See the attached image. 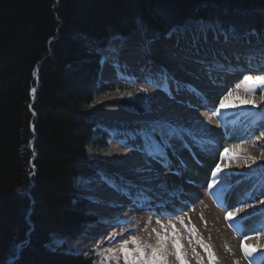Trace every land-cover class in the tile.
I'll return each instance as SVG.
<instances>
[{
  "label": "trees",
  "instance_id": "obj_1",
  "mask_svg": "<svg viewBox=\"0 0 264 264\" xmlns=\"http://www.w3.org/2000/svg\"><path fill=\"white\" fill-rule=\"evenodd\" d=\"M198 19L262 32L264 0H0V264L28 241L14 264H96L92 251L45 245L95 220L74 181L95 172L85 146L104 135L89 116L103 106L94 93L110 89L97 79L100 53L141 24L154 37Z\"/></svg>",
  "mask_w": 264,
  "mask_h": 264
},
{
  "label": "bare ground",
  "instance_id": "obj_2",
  "mask_svg": "<svg viewBox=\"0 0 264 264\" xmlns=\"http://www.w3.org/2000/svg\"><path fill=\"white\" fill-rule=\"evenodd\" d=\"M170 31L165 32L166 38L163 42L156 47L152 45L151 55L144 53L145 57L142 62L138 61L140 57L135 50L139 38L143 36L136 37L132 34L125 39L114 41L116 48L123 52L122 56L116 54L113 49L107 53L109 59H106V64L109 65V70L106 74L103 71L100 72L101 80L117 81L127 78L128 81L149 89V93L153 94L151 99L153 100V115L143 116L145 114L135 113L136 116H134L120 108H104L100 111L98 119L114 129L112 131L114 141L111 142V147H113L112 153L119 164L115 171L105 173L111 181L121 186H124L127 180L143 185L142 190L134 189L136 191L135 197L132 198L134 203L137 199L141 201L140 204L136 202V210L138 207L148 209L154 205L152 202L154 198H149L150 202L147 204L148 199L144 198L147 196L146 193L152 191L158 198L156 203L164 206L174 201L173 195L178 197H176L177 200L188 202V204H192L190 200L195 201V206L183 214V217L186 216L188 230L182 233L185 248L190 252L187 256L189 259L192 258L193 264H264V169L261 170L259 167L260 170L253 171L249 167H244L243 175L234 179L223 174L230 162H237L233 160L234 158L232 161L224 156L226 148L229 149L228 156H235L237 151L244 160L255 161L259 165L264 163V136H261V133H264V85L253 86L250 91L245 90L244 85L245 76H252L255 79L257 75H264L263 55L260 53H231L225 50V46L235 48L233 42L250 43L262 39L237 38L228 34H214L211 31L208 33V39L209 34L215 37L214 44L210 46L207 39L199 45L198 54L192 53L190 58H186V50L190 44L182 40L180 48H175L173 40L168 38ZM145 39H142L143 42ZM164 45L165 47H162ZM158 52H162L161 57H157ZM164 52L165 55H163ZM155 58L158 60L155 61ZM196 59L210 61L212 66L209 67L208 63H195ZM162 68L173 74L175 80L171 83L163 80L157 74ZM209 77L220 78L219 86L213 82L203 86ZM176 80L181 82L183 89L179 93H175ZM157 84L160 87L154 86ZM170 87L173 90L171 93L169 92ZM258 88L262 89L259 94H257ZM196 90L199 92L193 95L192 93ZM200 93L207 97L204 101L207 106L201 103L204 96H200ZM228 93H231V96H228ZM250 93L257 95H250ZM173 94L175 99H170ZM226 96L228 98L224 100ZM221 100H224L223 108L220 107ZM213 108L216 111H212ZM160 116L176 120L180 125L189 127L190 130L184 127L176 128L181 140L187 137L185 146L180 148L177 143V152L173 153L169 150L168 155L164 157L176 166H179V160L182 159L186 167L180 171L179 175L176 174L177 168L174 167L169 174H166L164 178L166 182L154 181L144 185L143 180L132 172L134 165L144 163L143 153L133 150L141 146V141H133L132 137L133 135H147L150 138L151 126L148 122ZM219 133L223 138L216 140ZM154 144L149 139L143 147L150 151ZM217 164L221 167V181H215L216 176L212 175L215 171L212 169ZM151 167L161 174V169H167V167L162 168L156 161L151 162ZM233 170L239 172L238 169ZM160 177L163 178L162 175ZM96 179L95 177L87 179L84 185L85 189H90L94 193L86 195L98 201L101 209L106 211L109 203L118 206L127 205L126 198H123V192H127L126 187H122L120 196L117 197L116 190L103 182H95ZM89 181H94V183H89ZM206 187L208 188L205 192L206 198L219 207L218 209L232 207V210L227 212L216 210L206 201L202 193V188L204 190ZM166 192H170L171 195H166ZM187 194L189 197L186 196ZM239 202L245 205L236 206ZM260 203L263 204L259 205ZM180 206L183 208L188 205L180 203ZM101 209L96 212L102 213L104 210ZM229 213L232 215L229 216ZM133 219L129 218L128 221ZM193 227L195 228L194 233L191 231ZM86 236L88 240L93 235L86 234ZM201 240L212 251L213 259L210 260L209 257L204 256L205 249L199 243ZM243 248L249 249L252 256H245ZM259 253L261 255L257 257L256 254ZM10 262L8 260L5 264Z\"/></svg>",
  "mask_w": 264,
  "mask_h": 264
},
{
  "label": "rangeland",
  "instance_id": "obj_3",
  "mask_svg": "<svg viewBox=\"0 0 264 264\" xmlns=\"http://www.w3.org/2000/svg\"><path fill=\"white\" fill-rule=\"evenodd\" d=\"M198 20L201 21V24H203L206 21L203 19H198ZM191 21H194V20H188V21L184 22L183 24H186L187 22H191ZM208 21H214L215 22V27L212 30L214 32V34L215 33H217L218 35L228 34V35H231V36H234L237 38L248 37L249 39H253V38L262 39L261 41L255 40V42H250V43L249 42H246V43L245 42H243V43L233 42L232 44L235 45L236 49L232 46H229V48H227V46H225V50H227L231 53H242V54L260 53V54H262L258 49L264 48V31L260 32V33L259 32H250L248 34H241L232 26L224 27L216 20H208ZM132 34L136 35V37L144 35L140 31V27H139V28H135L134 30H131L130 32H127L126 36L121 38V39H125L129 35H132ZM56 35L57 34H55V36L51 38V40L49 41V43L47 45V48L51 47V42L55 40ZM156 35H159V33H156ZM209 36H210V34H209ZM115 39L116 38L113 39V42ZM216 42H219V41L216 40ZM212 43L214 44V38L210 41V44H212ZM245 46L246 47L248 46V47L245 49V48H243ZM162 47H165V45ZM220 49H222V48H220ZM231 49H234L235 51L231 50ZM108 50H110V48H108ZM108 50H106V52ZM263 58H264V56H263ZM182 62L184 63L183 60H182ZM241 74L239 76H241ZM100 79H102V78H100ZM98 82H100V83L105 82V84H106L105 86L110 88V89H108V91H106V92H101V91L99 92L98 91V92L94 93V95H93L94 103H96V104L103 103L104 106L99 105V107L97 109L90 112L89 116H90V119L92 120V123L94 124L95 128H100L101 130H103L104 135H103V137L97 136L92 143L87 144L85 146V152H86L87 159L91 162L88 164L89 168L94 169L97 173H105V172L109 173V172L115 171L119 166L118 161H117L114 153H112L113 147H111L112 143L114 141V139H113L114 137L112 136V133H113L112 131L114 129L110 125L100 121L98 119V114L104 108L105 109L106 108H108V109L120 108L122 110L128 111L131 115H134V116H136L135 113H137L135 111L136 109L142 110V111L145 110V113H147V114H145L143 116H151V115H153V113L152 112L149 113L147 111V109L149 107H151L153 109V100H151L153 97V94L149 93L150 92L149 89L147 90L146 88H144V86H141L138 84L136 85L134 82H130L127 84L125 81H122V80H117V81H109V80H101L100 81V80H98ZM140 89H146V92H140L139 91ZM261 91H262V89L258 88L257 94H259ZM129 93H131V95H129ZM257 94L256 93H254V94L250 93V95H257ZM149 98H151V99H149ZM135 100H136V102H133ZM116 102H118L120 104L122 103L121 104L122 106L115 105ZM124 102H127L128 103L127 105H129V106H127V105L124 106L123 105ZM106 103H107V105H106ZM143 116H141V117H143ZM218 135H219V137L216 138V140H221L223 138V136L220 133ZM32 146H33V143L31 140L30 141V148H32ZM234 155L236 157L232 155L234 158L233 160H237V162L236 163L235 162L234 163L228 162L229 163V165L227 166L228 169L225 172H223V174L225 176H227L228 178L233 177V179H234L238 176L243 175L242 171H244V167H249L253 171H257V169L259 167L261 168V170L264 169V163L259 165L255 161L244 160V159H242V157H240V153H238L237 151L235 152ZM162 168H165V167H162ZM215 168L216 167H214L212 170H215ZM31 169L33 170L32 165H31ZM233 169H238L239 172L234 171ZM258 170H260V169H258ZM161 172H162V174L159 173L160 175L163 176V178H161V180L163 182H166V179L164 180V178L166 177V174H169V170L165 168L163 170L161 169ZM97 173L94 174L95 179L97 178ZM221 173L222 172H219L216 174V180L215 181H219V180L221 181L222 180L221 179ZM30 174H32V172ZM85 180H87L86 177L78 175V177H76L75 181H74L75 189L78 190L79 192H81V194L84 195L87 199H89V201L91 203L98 205L99 204L98 201H94V199H92L90 196L86 195V194L91 195L94 193H92V191L90 189H85V185H84ZM96 180H98V179H96ZM98 181H100V180H98ZM98 183H101V181ZM203 188H202V193H204L203 195H204L206 201L209 202L216 210H222V212H223V210L225 212H227L230 209L232 210V207L225 208V209H218L219 207H216L210 200H208V198H206L205 192L208 190V188L206 187V189H204V190H203ZM20 190H21V192L25 191L24 189H20ZM136 191H138V189H136ZM116 194H117V197L120 196V192L116 191ZM146 195L147 196H144V198L148 199L146 201V204L150 202L149 198H154V200H152L154 205L152 204L153 206L150 207V208H154V209H150V208L144 209V207H138L137 210L133 211V209L137 205L136 202L138 204H140L139 202H141V201H139L137 199V201H135V203H134V199H130V198L127 199L128 197L126 195H123V198H126L127 205L118 206V205H114V204L109 203V204H107L108 209L106 211L103 208L101 209L100 208L101 206L96 207V206L90 205V207L86 208V211L90 212V213H91V211H93L92 214L94 215L95 220L91 221V222H87L84 225L80 234L76 235L74 238H71V239H64V238L57 236L56 234H52L50 236L47 244H49L51 242V245L53 246L54 250H56L58 248H63L65 250V252L73 253V254H85V253H89L90 251H92L96 254L95 250L97 248V245H99L101 255H104L103 250L106 248H109V247L119 248V241L121 240L122 237L124 239H130L129 233L131 234V236H135L141 241V246H143V245L155 246V245H157L156 232H159L162 236L163 235L168 236V240L166 241V247L164 249V252L162 253L166 257L167 264H180V261H178L176 258V249L173 247V240L174 239L179 240V244L181 245L180 251L182 253L184 261H186V264H193L192 258L189 259L187 256V254H189L190 252L188 250H186V248H185V241H183L182 233L184 234V232H186L188 230L186 216L183 217V214L187 213L188 210H191L195 206V201L190 200L192 204H188V202L177 200L178 197L176 195H173V198H174L173 202L174 203L176 202L175 205H171V203H173V202H168L164 206L162 204L156 203L157 202L156 200L158 198H157V196H155L153 194V191L151 193H146ZM166 195H171V193L166 192ZM186 196L189 197L188 194ZM177 202L183 203V204L188 205V206L182 208L180 206V203H177ZM262 204L263 203H260L259 205H262ZM244 205L245 204L243 202H239L238 204H236V206H238V207H242ZM99 208L101 210H104L100 214L96 212V211L100 210ZM158 209L163 214H156ZM173 211H175V215H168L167 214V213L173 212ZM219 213L218 214L221 215V211H219ZM126 217L134 218V219L131 221L130 220L128 221L129 218H126ZM181 220L183 221V223H181ZM157 221H160L164 225V227L162 228L161 224H158ZM109 225H111V226H109ZM171 225H175V229H176V236L175 237H173V235H172L173 229H172ZM153 229H155L156 231L154 232ZM86 234H89V236L90 235H93V236L92 237L90 236V238L88 240H86V237H88V236H86ZM110 235L114 236V240H108L107 239V237ZM128 247L130 249H132L135 246L132 244H129ZM47 248L49 249V247H47ZM255 250H257V249H255ZM145 251L150 253L151 250L145 248ZM16 253H17V251H16ZM211 253H212V251H211ZM117 255L119 256L118 264H125V259H124L123 254L117 253ZM260 255H261L260 253L256 254L257 257H260ZM15 256H16V254L14 256L7 257L8 259L5 260V263L9 259L14 258ZM204 256L208 258L209 253L205 251ZM96 257H97L95 260L96 264H101L100 257H98V256H96ZM108 264H117V261L112 260V261L108 262Z\"/></svg>",
  "mask_w": 264,
  "mask_h": 264
},
{
  "label": "snow or ice",
  "instance_id": "obj_4",
  "mask_svg": "<svg viewBox=\"0 0 264 264\" xmlns=\"http://www.w3.org/2000/svg\"><path fill=\"white\" fill-rule=\"evenodd\" d=\"M215 27L214 21H205L203 24H201L200 20H194L191 22H187L185 25H180L174 27L169 33L168 38L173 40L174 47L179 49L180 48V42L182 40L187 41L190 44V47L186 50L187 56L186 58H190L192 53H199L200 48L199 45L202 42H206L208 39V33L213 30ZM140 31L147 37V29L143 24L140 25ZM215 38V37H214ZM152 43L153 41L151 39H145L143 42L142 48L146 55H151L152 53ZM112 50V46L110 45V51ZM119 49H116V52H118ZM107 59V58H106ZM195 63H208V66H212V62L204 61L202 59H196L194 61ZM157 74L163 78V80L168 81L171 83V81L175 80V76L171 73H168L166 69H159ZM211 75V73H209ZM244 85L245 90L250 91L253 86L258 85H264V75H257L255 79H253L252 76H245L244 78ZM156 87H160L159 84L154 85ZM183 89L181 88V82L179 80H176V88L175 93H179ZM35 91V90H33ZM140 92H146V89H140ZM162 91V88H161ZM169 92H173L172 88H169ZM196 92H199V90H196L192 94L195 95ZM131 95V93H129ZM200 96H204L203 93H200ZM228 96H231V93H228ZM228 97H224V100H226ZM151 99V98H149ZM170 99H175V95L173 94L170 96ZM207 100V97L204 96V100L201 101L204 106H207L204 101ZM224 100L220 101V107L223 108L225 106ZM149 113L153 111L151 107L147 110ZM212 111H216L215 108L212 109ZM149 125L151 126V137L144 135H133L132 139L133 141L139 140L141 141V146L134 148V151H140L143 153L144 157V163L142 165H134L132 168V172L137 177L141 178L143 180V184L147 185L149 183H152L154 181L161 182V177L159 172L151 167V162L156 161L157 163H160L161 167H167L169 171L173 170L174 167L177 168L176 174L179 175L180 171L184 167H186L185 162L181 159L179 160V166L173 165L171 161H167L164 159L168 155L169 150H171L173 153L177 152V143L180 145V148H183L185 146V140H187V137L185 136L184 140L180 139V136L176 132L177 127H184L186 130H190L187 125H180L176 120L169 119L164 116H160L156 119L150 120ZM261 136H264V133H261ZM149 139L154 140L155 144L152 146V149L149 151L146 148L143 147V144L147 142ZM194 143V141L192 142ZM126 147L128 145H125ZM229 149H224V156L231 160L233 159L232 156H228ZM254 159V158H253ZM221 172V167L219 164L216 165L215 171L212 173L213 176H216L217 173ZM97 179L106 184L109 187H112L114 190L120 192L122 191V187L127 188V192H123L124 195H126L128 198L132 199L135 197L136 192L134 189H141L143 185L136 184L135 181L127 180L126 184L124 186L118 185L115 182L111 181V178L106 173H97ZM89 183H94V181H89ZM166 186V185H165ZM211 187V185H209ZM136 209L134 208L133 211ZM156 214H163L158 209ZM168 215H175V211L167 213ZM232 213H229V216H231ZM126 222V221H125ZM158 224H161V227L163 228L164 225L157 221ZM181 223L183 221L181 220ZM111 226V225H109ZM173 229V237L176 236V229L175 225H171ZM155 232L156 230L153 229ZM191 231L194 233L195 228L193 227ZM130 239H124L123 237L119 241V248H106L103 250L104 255H101L100 252V246L97 245L96 248V254L101 259V264H108V262L112 260H116L117 264L119 261V256L117 253L123 254L125 259V264H167L166 257L162 253L164 252V249L166 247V241L168 240L167 235H161L159 232H156L157 236V245H143L141 246V241L135 237L131 236ZM259 235V234H258ZM247 238V237H246ZM108 240H114V236H108ZM30 243V241L25 242ZM25 243H22L17 246V255L14 259H18V253L23 249L25 246ZM202 247H204L205 251L209 253L210 260L213 259V254L211 253L208 246L203 244V241H199ZM129 244L134 245L135 247L130 249L128 246ZM46 247H49L50 250H54L53 246L51 245V242L49 244L45 245ZM173 247L176 249V258L178 261H180V264H186V261H184L182 253L180 251L181 245L179 244L178 239L173 240ZM243 247V246H242ZM258 247V246H257ZM145 248L150 249V253L145 251ZM245 256L251 257L252 252L247 249L243 248ZM14 264V261H13Z\"/></svg>",
  "mask_w": 264,
  "mask_h": 264
}]
</instances>
